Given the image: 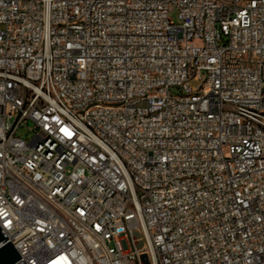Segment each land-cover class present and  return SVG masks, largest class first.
<instances>
[{
  "label": "built area",
  "instance_id": "obj_1",
  "mask_svg": "<svg viewBox=\"0 0 264 264\" xmlns=\"http://www.w3.org/2000/svg\"><path fill=\"white\" fill-rule=\"evenodd\" d=\"M0 226L13 264H264V0H0Z\"/></svg>",
  "mask_w": 264,
  "mask_h": 264
},
{
  "label": "water",
  "instance_id": "obj_2",
  "mask_svg": "<svg viewBox=\"0 0 264 264\" xmlns=\"http://www.w3.org/2000/svg\"><path fill=\"white\" fill-rule=\"evenodd\" d=\"M9 237L6 235L4 230L0 226V244L5 243L0 247V264H13L20 258H22L21 254L18 252L13 243L7 242ZM19 264H27L25 260H23Z\"/></svg>",
  "mask_w": 264,
  "mask_h": 264
},
{
  "label": "rangeland",
  "instance_id": "obj_3",
  "mask_svg": "<svg viewBox=\"0 0 264 264\" xmlns=\"http://www.w3.org/2000/svg\"><path fill=\"white\" fill-rule=\"evenodd\" d=\"M172 18H173L174 20H176V22H179V20H178V14H177V13H173V14H172ZM190 84H191V86H193V87H194V86H198V85L200 84V81L191 80V81H190ZM173 92H174L175 94L178 93L177 90H174ZM18 135H19V136H23V137L28 138V139H31V138L34 136V132H33V131H30V130L27 129V128H22V129L19 130Z\"/></svg>",
  "mask_w": 264,
  "mask_h": 264
}]
</instances>
